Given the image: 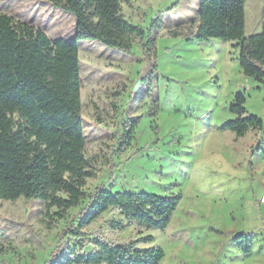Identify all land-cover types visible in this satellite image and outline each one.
<instances>
[{
    "label": "rangeland",
    "instance_id": "374dc122",
    "mask_svg": "<svg viewBox=\"0 0 264 264\" xmlns=\"http://www.w3.org/2000/svg\"><path fill=\"white\" fill-rule=\"evenodd\" d=\"M120 8L145 32L130 53L78 43L85 156L95 173L84 192L103 187L180 201L163 232L112 233L106 223L117 218L113 213L84 231L100 229L120 241L152 236L141 248H161L160 264H264V82L243 76L233 43L184 37L196 29L198 0H120ZM0 13L49 39L75 35L74 17L44 1L0 0ZM244 13L245 36L259 34L264 0H245ZM147 36L154 40L150 52L142 48ZM237 93L262 121L261 131L242 138L220 130L235 118L229 108ZM130 128L133 140L120 152L119 134ZM85 204L47 225L43 203L0 201V264H43ZM239 233L251 242L247 257L233 243Z\"/></svg>",
    "mask_w": 264,
    "mask_h": 264
},
{
    "label": "trees",
    "instance_id": "16d2710c",
    "mask_svg": "<svg viewBox=\"0 0 264 264\" xmlns=\"http://www.w3.org/2000/svg\"><path fill=\"white\" fill-rule=\"evenodd\" d=\"M40 1L71 14L75 35L49 39L40 29L0 13V201L41 202L50 225L86 200L63 227L54 254L43 264H160L161 248H141L153 242L152 236L120 241L100 229L84 231L113 213L117 218L106 223L112 233L129 228L163 232L180 201L175 195L112 192L103 187L89 195L84 192L95 173L85 156L78 43L93 41L130 53L132 43L143 40L145 32L124 18L120 0ZM244 5L245 0H198L196 29L184 37L233 43L243 76L263 83L264 15L261 32L246 37ZM153 41L147 36L142 48L150 52ZM245 101L244 94H235L229 108L235 118L221 131L236 138L261 131L262 121L246 112ZM119 139L121 152L133 140V129L123 130ZM233 243L243 256L251 254L244 233L237 234Z\"/></svg>",
    "mask_w": 264,
    "mask_h": 264
},
{
    "label": "water",
    "instance_id": "95a60500",
    "mask_svg": "<svg viewBox=\"0 0 264 264\" xmlns=\"http://www.w3.org/2000/svg\"><path fill=\"white\" fill-rule=\"evenodd\" d=\"M137 84L134 86V89L136 88Z\"/></svg>",
    "mask_w": 264,
    "mask_h": 264
}]
</instances>
